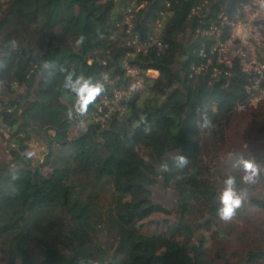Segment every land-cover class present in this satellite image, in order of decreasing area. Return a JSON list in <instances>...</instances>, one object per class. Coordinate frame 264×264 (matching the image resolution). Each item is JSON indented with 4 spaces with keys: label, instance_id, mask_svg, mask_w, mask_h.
<instances>
[{
    "label": "trees",
    "instance_id": "1",
    "mask_svg": "<svg viewBox=\"0 0 264 264\" xmlns=\"http://www.w3.org/2000/svg\"><path fill=\"white\" fill-rule=\"evenodd\" d=\"M203 1L0 0V94H14L0 100L9 158L0 164L4 264L264 263L263 245L214 263L201 233L217 226L214 238L233 234L216 215L218 159L211 164L202 155L204 137L222 140L234 116L254 111H236L246 97L238 58L231 66L219 63L216 40L203 34L217 26L226 41L229 28L219 15L232 19L244 0H210L194 13ZM259 26L264 36V19ZM152 37L146 53L128 45L133 39L146 45ZM125 62L139 69L143 85L106 115L102 101L129 83ZM68 67L113 81L82 118L67 115L72 96L62 88L61 69ZM32 143L44 148L38 161L26 155ZM245 159L260 165L254 182L241 181V167L228 163L215 175L221 184L226 175L237 177L245 201L235 215L249 205L264 209V152ZM159 180L175 193L172 207L152 200ZM157 214L165 218L152 217ZM157 223L171 231L141 229ZM103 230L107 247L97 238Z\"/></svg>",
    "mask_w": 264,
    "mask_h": 264
},
{
    "label": "rangeland",
    "instance_id": "2",
    "mask_svg": "<svg viewBox=\"0 0 264 264\" xmlns=\"http://www.w3.org/2000/svg\"><path fill=\"white\" fill-rule=\"evenodd\" d=\"M209 4L210 0H204L201 5L193 9V12L200 13L205 8H207ZM219 30L221 31L220 28ZM219 30L217 33L220 32ZM156 75H158L157 72L148 73V76L151 77ZM13 98L14 94L9 93L7 90H4L3 94H0L1 101H7ZM99 120L102 122L105 121L104 118H99ZM84 128L85 124L84 126H80V129ZM223 131L224 133H221L222 140L218 139L220 137L214 138L212 136H205L204 144L201 147L202 155H204V157H206V159L211 164V160L216 161L215 159H218L216 162V167L212 169V173L219 191L222 187V184L215 176L219 168L228 163L230 167L237 169L240 166L239 156H243V158H245L256 155L259 152H264V105H262L259 109H254L253 112H246V114H238L234 116L233 120L229 124L225 125ZM6 138L7 135H5V132L0 125V164L4 161H8L9 159L5 150ZM31 148L37 149L34 157L36 161L40 160L42 158L41 153L44 149L43 146L32 143ZM214 154H218V156L213 157ZM151 192L152 200L154 202L160 203L165 207H172V203L175 199V193L170 189H164L160 180L151 187ZM108 200V192L102 194L99 197V202L102 207L107 204ZM152 217H156L160 220L165 218L163 215L159 214ZM170 219L172 222V218ZM227 224L233 230V234L226 238L218 239L212 236L211 233L215 231L214 229H216L217 226H214L210 231H201V233L206 238L207 246L210 250V255L214 263L218 262L220 256L222 255H224L226 258L238 255L247 246H264V209H258L252 205H249L242 215H234L230 220L227 221ZM141 229L147 233H160L163 231V229H166L169 232L171 231L170 225L167 224L164 226L160 223H157L156 225L144 224ZM241 233L244 236L241 238L242 241L238 237V235ZM97 238L101 243H103V245L106 247L108 246L110 242V236L105 230L99 231ZM216 255H218V257H216ZM5 258L6 255L2 251L0 253V264H4L6 262Z\"/></svg>",
    "mask_w": 264,
    "mask_h": 264
},
{
    "label": "built area",
    "instance_id": "3",
    "mask_svg": "<svg viewBox=\"0 0 264 264\" xmlns=\"http://www.w3.org/2000/svg\"><path fill=\"white\" fill-rule=\"evenodd\" d=\"M132 18L131 14L125 16L124 21L128 26L127 32L130 31ZM219 18L221 19V25L229 28L226 41L222 42L219 40L221 31L217 26H212L208 31H204L203 34L215 38L216 42L212 46V52L217 53V61L219 63L231 66L232 58L237 57L240 70L246 75V97L243 101L237 103L236 110L255 109L264 101V36L259 26V22L264 19V0H244L232 19H228L223 14L219 15ZM159 28L160 22L158 21L156 29L159 31ZM218 30L220 31L219 33H217ZM136 43V39H133L128 42V45L135 46V53H146L148 47L155 43V39L152 37L146 45ZM128 55H134V53ZM124 69L126 75L130 78L129 83L122 89L115 87L112 99H104L102 101V105L107 108L106 115L115 110V105L122 98L130 96L143 85V77L138 68L132 67L125 62ZM149 72L156 73L148 70L147 75ZM105 76L107 77L105 82L113 84V81L107 75Z\"/></svg>",
    "mask_w": 264,
    "mask_h": 264
},
{
    "label": "clouds",
    "instance_id": "4",
    "mask_svg": "<svg viewBox=\"0 0 264 264\" xmlns=\"http://www.w3.org/2000/svg\"><path fill=\"white\" fill-rule=\"evenodd\" d=\"M64 73L62 88L67 90L72 96V102L67 110L69 119L74 117H84L89 106L96 100L98 96L106 90L105 76L102 79H94L90 75H85L83 72H77L75 68H63ZM209 123L206 121V124ZM85 121L79 120V125L84 126ZM37 149L26 151V155L31 157L36 154ZM181 162H184L183 156L178 157ZM239 165L243 174L240 180L246 183H252L260 174V165L252 159H245L239 156ZM216 215L222 221L230 220L241 208L245 201V195L237 188V177L235 175H226L222 180V187L216 195Z\"/></svg>",
    "mask_w": 264,
    "mask_h": 264
}]
</instances>
